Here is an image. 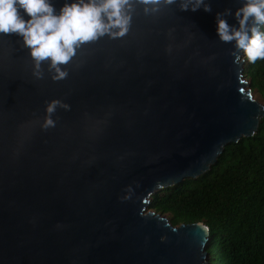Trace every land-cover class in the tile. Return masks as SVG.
<instances>
[{"label": "water", "instance_id": "95a60500", "mask_svg": "<svg viewBox=\"0 0 264 264\" xmlns=\"http://www.w3.org/2000/svg\"><path fill=\"white\" fill-rule=\"evenodd\" d=\"M206 3L137 6L129 33L83 46L59 81L47 65L38 79L23 38L0 34V264H208L204 223L150 210L264 117L244 52L217 34L216 14L231 9L238 26L242 0ZM57 99L70 110L45 129Z\"/></svg>", "mask_w": 264, "mask_h": 264}, {"label": "clouds", "instance_id": "9594fccd", "mask_svg": "<svg viewBox=\"0 0 264 264\" xmlns=\"http://www.w3.org/2000/svg\"><path fill=\"white\" fill-rule=\"evenodd\" d=\"M177 3L182 11H212L206 0H66L59 10L53 0H0V34L23 38L38 79L44 78L47 65L52 80L59 81L67 78V65L83 46L105 36L118 39L129 33L137 6H143L145 15H155ZM230 15L231 9L216 14L220 41L234 42L237 57L242 50L251 63L264 60V0H242L235 12L238 26L228 23ZM58 108L70 110V105L58 99L48 102L45 129L55 127L53 115Z\"/></svg>", "mask_w": 264, "mask_h": 264}, {"label": "trees", "instance_id": "16d2710c", "mask_svg": "<svg viewBox=\"0 0 264 264\" xmlns=\"http://www.w3.org/2000/svg\"><path fill=\"white\" fill-rule=\"evenodd\" d=\"M245 60L244 77L264 108V60ZM150 210L172 226L204 223L208 264H264V117L252 137L227 145L206 174L155 193Z\"/></svg>", "mask_w": 264, "mask_h": 264}, {"label": "rangeland", "instance_id": "374dc122", "mask_svg": "<svg viewBox=\"0 0 264 264\" xmlns=\"http://www.w3.org/2000/svg\"><path fill=\"white\" fill-rule=\"evenodd\" d=\"M246 81L248 82V80H246ZM250 94L252 95V97H253L255 100H257V101L260 102V98H259L258 94H257L255 91L251 92ZM165 217H167V216L165 215Z\"/></svg>", "mask_w": 264, "mask_h": 264}]
</instances>
